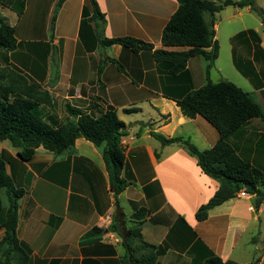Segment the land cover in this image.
<instances>
[{
  "label": "crops",
  "instance_id": "obj_1",
  "mask_svg": "<svg viewBox=\"0 0 264 264\" xmlns=\"http://www.w3.org/2000/svg\"><path fill=\"white\" fill-rule=\"evenodd\" d=\"M59 1L0 0L2 16L6 21L4 11L15 16L11 25L16 36L20 31L28 41L8 58L20 70L28 67L29 72L37 71L38 79L42 77L36 84L49 93L50 104L41 106V111L51 124L72 120L66 105L95 116L113 108L127 125L122 177L129 186L114 195L102 149L84 138L61 155L40 147L30 161L22 160L9 141L0 142L8 175L17 189L25 191L19 200L17 238L32 250L29 264H122L123 239L109 228L119 222L127 229L134 227L131 216L140 208L148 211L142 224L144 240L164 251L158 264H203L211 254L225 264H246L260 257L261 244L252 241L261 227L255 197L234 198L199 222L196 212L215 195L219 183L202 172L184 147L163 146L151 135L154 131L190 139L200 150L215 146L213 127L201 116L185 117L172 100L206 84L205 59L192 58L185 73L172 76L150 51L136 54L120 45L90 49L80 37L87 0L63 1L52 29ZM97 2L106 16L105 37H132L152 43L155 49L164 48L163 30L178 9L177 0ZM234 145L242 152L248 148L252 157L245 158L252 164L256 155H264L256 151V142L250 144L243 136ZM3 195L4 190L7 209ZM3 219L1 213L0 242L5 236ZM94 227L104 230L102 237L82 245ZM244 232L250 235L249 243L243 242Z\"/></svg>",
  "mask_w": 264,
  "mask_h": 264
},
{
  "label": "trees",
  "instance_id": "obj_2",
  "mask_svg": "<svg viewBox=\"0 0 264 264\" xmlns=\"http://www.w3.org/2000/svg\"><path fill=\"white\" fill-rule=\"evenodd\" d=\"M63 1L65 0H60L56 6L52 29L55 27L56 15ZM177 2L178 9L162 33L164 47L162 49H155L152 43L132 37H105L106 16L102 13L97 0H87V5L83 8L81 41L90 49L97 46L108 48L120 45L136 54L150 51L157 64L172 76L185 73L192 58L203 57L207 62L206 84L172 100L176 102L185 117L204 118L218 132L217 143L211 149L200 150L190 139L166 137L154 131L151 135L163 146L179 144L184 147L187 153L197 160L202 172L219 183L215 195L196 212L199 222L208 219L210 210L237 198L241 192L255 197L254 209L257 212L264 201V170L244 159L238 153L234 141L239 132L251 121L264 120V111L250 93L235 83L227 80L214 83L211 80V71L220 56V45L216 39L215 29L217 14L226 7L239 9L249 7L259 15L264 27V9L259 7L255 0H225L221 4L211 0H177ZM22 11L23 8L19 15H22ZM246 34L255 40L254 55L264 57L259 34L255 30H248L239 33L238 37ZM19 45L16 28L8 24L0 13V52H14ZM170 48L176 50H168ZM253 63H249L250 70L246 71L244 65L237 60L234 51L235 68L250 81L251 74L248 71L254 74L256 72ZM14 75L10 71L0 73V142L9 141L12 147L18 150V156L22 160L30 161L40 147L55 155H61L71 151L76 140L84 138L102 149L110 176L111 191L116 197L122 194L129 186L122 177L126 163L122 137L126 135L127 125L118 118L115 111L94 117L66 105V111L73 120L55 127L41 118L39 106L50 103L40 94H33L34 90L40 92L39 86L22 84L25 80L19 82ZM14 94L19 97L12 100L11 96ZM168 117L169 115H165V118ZM2 190L5 191L8 200L7 209L4 208ZM24 194L23 189L15 187L7 173L6 161L0 155V214L4 215L1 226L5 230L0 248L7 246L4 264L9 263L11 253L16 256L18 264L30 262L31 248L17 238L19 200ZM147 212L146 208H140L131 216L135 224L132 228L127 229L120 223L112 224L109 228L123 239L126 255L122 259V264H158L160 256L164 254L162 247L147 243L143 238L142 224ZM103 233V229L94 227L82 238L81 244L92 243L94 239L102 237ZM203 264H225V262L219 256L211 254Z\"/></svg>",
  "mask_w": 264,
  "mask_h": 264
},
{
  "label": "rangeland",
  "instance_id": "obj_3",
  "mask_svg": "<svg viewBox=\"0 0 264 264\" xmlns=\"http://www.w3.org/2000/svg\"><path fill=\"white\" fill-rule=\"evenodd\" d=\"M211 1L221 4L225 0H211ZM233 1H240V0H233ZM255 1L259 7L264 9V0H255ZM4 14L6 17H8L6 22L11 25L14 22L13 17L15 16L11 15L9 11H4ZM216 26H217L216 39L218 40V43L220 45V56L216 61L215 67L211 71V80L214 83H217L221 80H227L235 83L236 85L241 87L244 91L250 93L252 97L255 99V101H257L261 105L264 111V57L258 54L256 56L254 55L255 40L252 36L249 35L248 37L246 34L245 36L238 37V34L241 32L248 30H255L262 37L264 43V27L261 23V19L259 15L256 12L247 8L239 9L235 7H226L223 11L217 14ZM16 37H18L19 40L18 42L21 43L19 46H22L20 48L22 49L24 45H26V42L28 41L22 38L20 31L18 32ZM233 49L236 53L237 60L244 65L243 67L246 69V71L250 70L249 63L251 62L253 63L254 60L253 66L256 71L255 74L248 71L251 74V81L245 78L244 76H242L239 73V71L235 68L233 64V53H234ZM0 62H1L0 73H3V71H10L11 73H13V75L15 74L14 77L16 79L18 78L19 82L25 80L22 84L27 85L29 83V85H36V81L38 79L37 71L35 72L34 70H30L29 72L28 67H27V71L20 70L14 64H12V62L10 63V59L8 58V53L5 51H3L0 56ZM30 75L33 76L34 78L31 77ZM39 78L40 79L38 80H43L42 77L39 76ZM205 78H206V72H205ZM56 79L58 80V76L57 77L55 76L54 81ZM37 85L40 87L39 84ZM39 89L40 92L34 90L33 94H40L41 97H43V99L46 100L50 99V95L47 91L43 90L41 87ZM16 97H19V95L14 94L11 96V99L13 100ZM45 105L46 104H41L39 106V111L41 118L44 121L48 122L43 116L44 113L41 111V106H45ZM109 111H113V108H109L106 111V113H108ZM102 115H104V113L101 112L100 115L97 116L92 115V116L100 117ZM69 121H71L70 118L62 122L57 121L55 125L54 124L53 125L55 127H60ZM211 129H212L211 138L213 140L211 144L213 145L219 139V134L216 132L214 128ZM237 136L240 137L243 136V139H245V141L249 142L250 144L256 142L258 144L256 151L257 152L259 151V153L260 152L264 153V120H253L247 126H245ZM236 149L244 159L250 161V159L245 158V157H250V158L252 157L250 153H248V155L246 153L247 152L246 150L248 148H244V152H242L240 148H236ZM260 155L261 156L256 155V157L253 159L254 165L257 167H261L262 170H264V155H262L261 153ZM3 196H4V202L6 203L7 199L5 195ZM256 215L258 220L260 221L261 227L259 232L256 231L254 232V235L252 236L253 237L252 241L254 243L261 244L260 257H255L253 261L246 264H264V245H263L264 244V201L260 209L256 212ZM120 224L122 225V223ZM249 238L250 235L249 234L247 235V232H244L243 242L249 243ZM6 252H7L6 245L0 248V264L5 263ZM9 257L10 260L8 264H18L16 256L14 254L11 253ZM248 260L249 259H246V261Z\"/></svg>",
  "mask_w": 264,
  "mask_h": 264
},
{
  "label": "built area",
  "instance_id": "obj_4",
  "mask_svg": "<svg viewBox=\"0 0 264 264\" xmlns=\"http://www.w3.org/2000/svg\"><path fill=\"white\" fill-rule=\"evenodd\" d=\"M248 194L247 193H245V192H241L238 196L239 197H246Z\"/></svg>",
  "mask_w": 264,
  "mask_h": 264
}]
</instances>
